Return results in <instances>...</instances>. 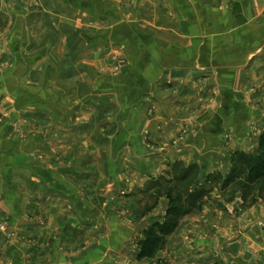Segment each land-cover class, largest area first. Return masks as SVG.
Here are the masks:
<instances>
[{
	"label": "rangeland",
	"instance_id": "obj_1",
	"mask_svg": "<svg viewBox=\"0 0 264 264\" xmlns=\"http://www.w3.org/2000/svg\"><path fill=\"white\" fill-rule=\"evenodd\" d=\"M22 1L25 7L33 9L30 4L32 0H29L30 3L28 0ZM134 1L138 0H109L107 7L102 8L115 13L114 17L108 18V32L105 27L100 32V23L88 24L91 34L103 36L111 46L106 51L98 50L101 54L94 52L92 62H87L85 66L89 67L87 70L69 69L68 59L72 56L71 48L74 45L81 46L79 44L85 42L84 36L87 38L90 31L76 32L75 36L74 29L69 35L61 34L58 31L59 22L50 20L41 26L40 33L30 38L28 48L31 51L27 49L28 54L19 55L14 49L11 59H5L3 50L10 47V40L6 37L8 25L0 29V264H20L16 262L19 257L15 256L20 255L22 249L10 246V243L14 240L25 241V236L19 233L16 226L17 216L9 217L13 210L12 202L20 195L23 203L28 201V206L32 205L35 201L30 199L32 197L29 193L35 192L36 188L33 187L38 186L37 181L23 180L19 185L6 183L1 176L3 169L12 174L14 172L16 178H21L24 174L30 178L32 175L39 176L36 167L48 169L63 178L76 174L78 190H87L88 200L94 209L92 231L88 233V242L81 240L76 246L62 244L58 250L69 258H79L92 247L91 254L94 257L101 254L104 257L102 262L97 261L98 264H168V238L178 227L201 217L209 208L211 210L208 212L212 216L218 211L237 218L244 216V212L251 208H264V178L248 191L243 188L244 176L228 185H223L222 180L211 181L217 172L222 178L229 173L234 151L251 154L252 161L259 157L258 144L264 130V118L247 120L249 132L245 137L254 138L253 146L246 147L242 145L243 142H240L241 145L228 146L223 158H217L216 153H212L210 161H226V170L204 168L197 162L186 163L175 159L164 161L155 170L147 167L152 173L150 175L140 171L141 157L147 164L153 156L168 151V145L178 152L181 144L191 137L201 144L214 145L216 137L211 134H215V126L224 122L219 119L218 114L217 118H212L210 112H221L229 103L221 101L218 106L217 98L220 96L216 89L206 85L207 81L201 79L196 81L199 85L190 87L185 82L187 80L179 76L184 75V70L176 69L175 72L164 69H175L177 65L188 63L191 58L186 52L189 45L186 42L184 45L168 44L170 28L163 17V12L168 8V0H146L153 7L144 2L139 7ZM198 4L202 15L209 18L211 14L206 0H201ZM98 5L100 6L99 3ZM263 5L261 3V8L258 7L257 11L264 15ZM176 9L179 14H186L185 7L179 6V2ZM45 10V18H52L49 11ZM256 23H252L254 34L264 27V23ZM176 25L178 26L173 23L172 26ZM208 25L212 26L210 23L206 24ZM138 32H144L147 37L137 41L135 36ZM108 33L109 38L106 37ZM79 34L81 37L78 38ZM243 40L245 43L248 41ZM32 48L38 50L34 51ZM258 54L255 64L260 67L264 64V54L263 51H258ZM145 56L148 61H144ZM40 58L43 59L41 63ZM56 64L60 65L61 71L54 70ZM139 79L145 81V86L136 95L132 88ZM150 84L158 95L164 93H161L162 90L173 94L168 101V105H172L173 118L160 121L155 127L160 133L161 142L146 133L148 126L143 124L144 119L136 118L140 99L148 101V108L144 110L154 117L158 102L149 98ZM252 92L253 88H247L242 90V96L247 98ZM94 99L102 100L96 102ZM251 104L256 108L261 107L256 100H252ZM237 117L239 120L229 121H245L240 120L245 116ZM139 122L142 123L140 133L136 129ZM168 124L172 134L170 139L167 134ZM128 129L133 131L129 132ZM235 138L234 134L227 136L228 141ZM115 140H118L117 145L113 143ZM28 161H32L33 167L27 166ZM175 163L179 165L173 170ZM181 165L184 168L191 166V175L185 181H176L177 192L192 190L198 185H205L209 191L203 197L200 208L182 217L176 229L165 237L162 248L151 257L137 259L143 231L154 221L163 219L168 206L166 193L175 183L173 181L168 184V180L174 178ZM89 176L92 179L87 178ZM104 181L107 183L100 185ZM123 185L127 187H122ZM48 187L46 186L47 193L53 189ZM117 232L118 238H122V247L115 252L114 247L110 246L111 250L105 248L103 252L101 242L109 241L110 234ZM53 234L55 238L57 230ZM48 249L49 247L46 251ZM48 256L50 255H45ZM34 261L28 264L43 262L42 259Z\"/></svg>",
	"mask_w": 264,
	"mask_h": 264
},
{
	"label": "crops",
	"instance_id": "obj_2",
	"mask_svg": "<svg viewBox=\"0 0 264 264\" xmlns=\"http://www.w3.org/2000/svg\"><path fill=\"white\" fill-rule=\"evenodd\" d=\"M108 1L32 0L30 3L28 0L33 8L29 9V6L25 7L22 0H0V29L6 28L8 25L6 37L10 40V47L3 50L4 58L11 59L14 49L19 55L28 54L30 38L38 32L40 33L41 26L50 20L58 21L59 23L56 22L59 24L58 31L65 35H69L74 29L75 36L77 35L76 32L87 33L91 30L89 23H100V32L103 31L104 27L108 32V18L115 15L112 10L102 9L107 7ZM200 1L168 0V8L163 12V17L168 22V28H170L168 29V44L184 45L186 42L187 45L189 44L186 52L191 58L188 63L177 65L175 69L173 67L164 69H168V71L184 70V75L179 76L184 77L187 80L185 82L190 87L199 85L196 81L199 82L202 79V81H207V86L216 89L217 95L220 96L217 98L218 106L222 103L221 101L229 103V105L224 106L221 112L212 111L210 114H212V118L219 116V119H223L224 123L215 126V134H211V136L216 137V145L207 146L191 137L181 144L178 152L174 150L173 146L168 145V151L153 156L147 164L141 157L140 171L143 174H152L147 170V167H152L155 170L162 166L164 161L170 162L175 159H181L186 163L197 162L204 168H225L226 170L228 168V164H225L226 161L225 163L224 161L218 162L219 160L217 162L215 160L210 161L212 153H216L217 158H223L225 155L223 153L228 149V146H236L240 142H243L242 145H246V147L253 146L254 138L245 137L249 132L247 120L264 118V64L260 67L255 64L259 55L258 51H263L264 54V41H262L264 27L256 34L252 32L253 21L257 22L256 24L264 23V15L257 11L258 7L261 8L260 4H264V0H206L208 12L211 14L209 18L202 15V10L200 12L198 8ZM142 2L147 6H152L146 0L134 1L139 7ZM149 2L152 1L149 0ZM178 2L179 6L185 7L186 14L178 13V8L176 9ZM98 7L99 9H97ZM262 7L264 8V5ZM45 8L52 15L50 16L52 18L48 16L45 18ZM207 21L212 26H206L209 24ZM173 23L178 24V26H172ZM121 27L123 26L121 25ZM91 33L92 31L89 35L87 34V38L84 36L85 42L79 44L81 46L74 45V48H71L70 56H72L68 59L69 69L73 71L89 69L85 66H87V62H92L93 53L101 54L98 50L106 51L110 48L111 45H108L103 36H96L97 34ZM79 37H81L80 34ZM106 37L109 38V33L106 34ZM145 37L147 35L144 32H138L135 39L139 41ZM243 39L248 41L245 43ZM32 49L38 50V48ZM78 57L79 59H77ZM143 58L144 61H148V57ZM21 61L25 64L24 60ZM42 61L43 59L40 58L39 63ZM60 65L56 64L54 70L61 71ZM144 82V80L139 79L137 84L133 85L132 91L136 95L141 93L145 86L143 85ZM151 86L150 84L148 90L150 92L149 98L158 102L154 117L151 116L150 112L144 110L148 108V101L140 99L136 118L144 119L143 124L148 126L146 133L157 142H161L160 133L155 127L160 121L173 118L171 114L172 105H168L173 94L161 89V93H164L158 95L157 90ZM247 88H253L254 92L245 98L242 96V90ZM1 97L6 98L5 96ZM221 98L224 99L221 100ZM252 100L258 101L261 107H254L251 104ZM98 101L96 100V102ZM237 115L245 116L240 119L245 121H239V123L229 121L230 119L239 120ZM141 125L142 123L139 122L136 127L138 131ZM169 126L168 124V139L172 136L169 132ZM128 131L131 132L133 129H128ZM230 134H234L236 138L228 141L227 136ZM133 141L136 145L135 137ZM113 143L117 145L118 140L113 141ZM138 150H141L140 147ZM26 164L28 167L34 165L32 161H28ZM36 168L40 174L36 176L37 179L33 175L31 179L27 174L21 178H16L14 172L12 174L9 170H2L1 176L6 183L19 185L23 180L25 182L37 181L38 183V186L33 187L36 188L35 192L29 193L32 197L30 199L35 201L32 202V205L30 204L31 206H28V201L23 203V198L21 199L20 195L14 198L12 202L13 210L9 217L17 216L15 219L16 226L19 228V233L25 236V241L14 240L10 243V246H19L22 249L20 250L21 254L15 256L19 257L16 262L28 264L30 261L40 259L43 260L41 264H85L86 262L87 264H98V262H102L104 258L102 254L96 257L91 254L92 247L87 250L88 252L83 257L79 258H69L58 250L62 244L76 246L81 240L88 242L87 236L90 235L88 233L92 231L94 209L88 200L89 193L87 190H78L76 174L73 175L72 173V177L63 178L48 169ZM87 178L90 179L91 177ZM106 183L104 181L100 185L103 186ZM46 186L53 188L51 192H46ZM122 187L127 186L123 185ZM26 198L28 199V197ZM21 203L23 204L21 205ZM52 204L57 206H52ZM209 210L211 209L209 208ZM209 210L203 212L201 217L198 216L191 222L181 225L171 234L168 238V264H264V208H251L244 212V216L238 218L230 214L218 213V211H215L216 215L212 216V213L208 212ZM55 230H57V235L54 238L53 232ZM110 235L109 241L100 244L103 252L105 248L111 250L112 246L115 252L122 247L120 246L122 238H118L119 232ZM26 240H30V242H26ZM49 241L50 243H48ZM34 247L37 248L34 250ZM47 247L49 249L46 251ZM45 255L50 256L45 257Z\"/></svg>",
	"mask_w": 264,
	"mask_h": 264
},
{
	"label": "trees",
	"instance_id": "obj_3",
	"mask_svg": "<svg viewBox=\"0 0 264 264\" xmlns=\"http://www.w3.org/2000/svg\"><path fill=\"white\" fill-rule=\"evenodd\" d=\"M258 150L260 155L254 161L250 159L251 154L244 151H234L231 155L229 173L222 178L220 173L217 172L211 181L222 180L223 185H228L244 176L243 188L246 191L251 190L257 182L264 178V130L259 137ZM177 165L179 163L173 165V170H175ZM190 171L191 166L184 168L181 165L174 178L168 180V184L173 181L175 183L168 188L166 193L168 206L164 212L163 219L154 221L143 231V238L139 241L140 248L137 253V259L153 256L162 248L165 237L176 229L180 219L200 208L203 197L209 191L205 185H198L194 189L184 192H177L175 188V185H177L176 181L182 182L190 177Z\"/></svg>",
	"mask_w": 264,
	"mask_h": 264
}]
</instances>
